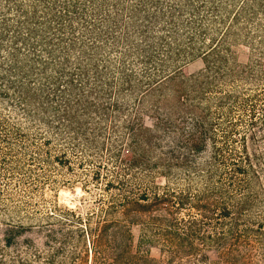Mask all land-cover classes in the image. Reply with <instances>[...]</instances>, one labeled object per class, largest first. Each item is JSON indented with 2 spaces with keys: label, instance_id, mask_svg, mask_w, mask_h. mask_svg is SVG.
Wrapping results in <instances>:
<instances>
[{
  "label": "trees",
  "instance_id": "obj_1",
  "mask_svg": "<svg viewBox=\"0 0 264 264\" xmlns=\"http://www.w3.org/2000/svg\"><path fill=\"white\" fill-rule=\"evenodd\" d=\"M263 80L264 0H0V150L104 192L86 219L3 210L0 264H83L80 235L87 264H264V89H224Z\"/></svg>",
  "mask_w": 264,
  "mask_h": 264
},
{
  "label": "rangeland",
  "instance_id": "obj_2",
  "mask_svg": "<svg viewBox=\"0 0 264 264\" xmlns=\"http://www.w3.org/2000/svg\"><path fill=\"white\" fill-rule=\"evenodd\" d=\"M238 60L241 64L248 62L250 53L242 46L236 47ZM204 69V63L201 59H196L189 62L184 71L187 74H197ZM224 89L226 91H244L247 93L255 90L264 89V80L259 84H249L245 81L230 82ZM264 91V90H263ZM9 115L12 121L23 120L20 115H11L9 111H4ZM238 115L236 112L235 116ZM27 127L26 124H22ZM249 132L246 127L241 128V132ZM258 149L264 153V125L256 129ZM30 137L35 139L36 133L30 131ZM43 140V139H42ZM37 146H41V140L34 142ZM8 148L2 147L0 150V213L3 210L12 211L15 219L26 217H37L39 221L45 219L48 214L54 211L55 207L69 209L75 212L76 216L86 219L93 214L98 207V198L103 195L102 185L96 186L91 177L95 166L87 161L76 159L73 163L72 170L51 164H28L30 155H33L34 149L23 145L16 146L14 153L6 155ZM19 157H18V156ZM7 162L4 163L3 159ZM40 165V166H38ZM159 184L163 183L162 178L156 180ZM84 187L86 190H83ZM89 191V192H87ZM21 217V218H18ZM76 231V229L74 228ZM29 236V235H27ZM79 243H73L70 250L77 253L81 252L84 256L83 264H87L86 254L89 250V242L83 238ZM152 258L158 260L159 252L157 249H152Z\"/></svg>",
  "mask_w": 264,
  "mask_h": 264
}]
</instances>
